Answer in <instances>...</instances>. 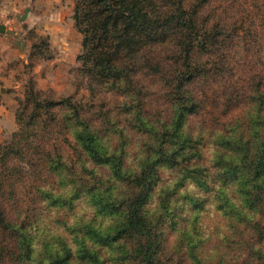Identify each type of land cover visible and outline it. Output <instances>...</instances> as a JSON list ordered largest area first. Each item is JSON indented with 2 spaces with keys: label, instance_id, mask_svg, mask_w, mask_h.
Returning a JSON list of instances; mask_svg holds the SVG:
<instances>
[{
  "label": "rangeland",
  "instance_id": "obj_1",
  "mask_svg": "<svg viewBox=\"0 0 264 264\" xmlns=\"http://www.w3.org/2000/svg\"><path fill=\"white\" fill-rule=\"evenodd\" d=\"M180 2L186 9L199 3ZM209 3L201 13L208 15L212 24L220 13L218 6H223L224 1ZM237 3L232 8L236 15L227 24L233 37L229 35L226 40L232 57L228 68H234L233 76L228 75L226 81L227 75L214 74L206 83L196 84L194 92L197 96L206 94V104L188 114L187 127L192 140L201 137L195 146L202 167H210L216 135L227 131L237 120L245 119L249 107L246 102L249 96H257L254 90L258 84L261 83L260 91L264 93V0H237ZM74 5V0H0V23L11 31L1 33L5 39L0 42V148L12 143L13 133L19 129L18 114L22 122L33 124L26 125L33 146L45 145L51 157L61 156L63 164L59 167L61 176H55L56 167L55 171H47L48 167L41 163L43 180H39V174L28 178L31 187L41 184L47 193L38 194L32 188L16 203L7 205L0 201L6 219L11 224L10 220L17 226L19 223L26 226L38 251L42 240L50 242L53 234L70 242L72 230L79 222L117 230L124 224L127 202L138 192L129 179L117 177L109 164L108 167L103 161L91 162L83 155L72 132L87 122L108 151L119 156L124 170L134 174L144 156L147 136L137 129V122L131 117L139 109L142 112L149 109L155 114L168 106L164 93L169 89L166 80L171 78H165L164 74H159L158 85H151L157 98H151L152 103H143L141 108L139 92L131 82H138V87L149 84L144 72L127 76L114 86L94 80L96 75L79 60L83 36L74 23ZM180 40V35H173L164 44L163 53H158L163 69L177 60ZM199 55L201 62L206 60L205 55ZM228 87H235L236 96L231 102L225 99ZM213 90L220 93L213 94ZM30 94L34 96L29 97ZM64 99L72 105L66 108L46 104ZM75 111L80 113L82 123L75 121ZM68 122L72 124L67 125ZM178 160L166 158L157 165L158 179L153 180L150 195L140 208L152 229L151 249L156 260L162 264H264L263 193L255 198L252 208H239L232 195L235 212L233 207L222 206L213 197L210 180L207 182L211 189H203L188 177L180 181L175 167ZM59 178L64 182H59ZM260 187L257 190L264 188ZM75 190L79 194L72 197ZM91 194L94 200H89ZM51 195L62 197L60 205L54 204ZM97 199L112 204V210L99 207ZM6 235L0 227V239ZM144 242L141 234L122 232L112 242L115 250L98 252V263L145 264L136 251ZM5 254L3 251L2 256Z\"/></svg>",
  "mask_w": 264,
  "mask_h": 264
},
{
  "label": "trees",
  "instance_id": "obj_2",
  "mask_svg": "<svg viewBox=\"0 0 264 264\" xmlns=\"http://www.w3.org/2000/svg\"><path fill=\"white\" fill-rule=\"evenodd\" d=\"M74 1V23L83 36V52L79 60L81 65L96 75L94 80L114 86L127 76L134 77L135 73L144 72L150 80L149 84L138 87V82H131L134 90L139 92L138 105L141 108L143 103L150 104L151 98H157L151 85H158L159 74H164L165 78H171L166 80L169 89L164 86L168 106L155 114H151L149 109L144 112L139 109L131 117L137 122V129L147 136L144 156L140 158L134 174L124 170L119 156L108 151L87 122L83 128L71 134L82 154L91 162L109 164L117 177L129 179L138 188L137 194L125 206V221L120 228H100L79 222L72 230L74 234L70 242L53 234L50 242L42 240L38 251L31 243L33 237H30L26 226L20 223L17 226L10 220L11 224L5 212L0 210V227L7 234L0 239V262L99 264V251L115 250L112 242L122 232H134L145 238L142 247L136 250L141 260L145 264H162L153 255L152 229L140 208L150 195L153 180L158 179L157 165L165 162L163 160L166 158L180 159L175 163L180 181L188 177L203 189L213 186V197L218 203L233 207L235 212L237 207L232 195L239 202V208H252V203L260 193H263L264 199V188L257 190L260 186L264 187V93L260 91L261 83L254 90L257 96L248 97L246 104L249 107L244 114L245 119H239L229 127L228 134L225 131L216 135L209 168L201 166L195 146L201 137L196 136L192 140L187 127L189 115L196 108L205 107L207 99L206 94H195V85L206 83L214 74L218 77L227 75V81L228 75L234 70L232 66L228 68L232 57L227 51L226 40L230 39L229 35L233 37L227 24L236 15L232 8L238 4L237 0H223L224 5L218 6L220 13L212 24L209 16L201 13L206 9L203 6L210 4V0H198L199 3L187 9L181 0L177 3L171 0ZM173 35L182 37L177 60L172 66L163 69L161 54L158 53H163L164 44ZM200 53L206 56L203 62L199 60ZM226 83L229 85L230 82ZM227 90L225 99L231 102L236 96L235 87H228ZM219 93V90H213V94ZM33 96L30 94L29 97ZM46 104H58L66 108L72 105L68 99L48 101ZM74 117L76 122L82 123L78 111H75ZM21 119L22 116L17 114L19 129L13 133L12 143L0 148V195L3 197L0 201L7 205L18 202L19 197L32 188L38 194L47 193L41 184L31 187L28 179L39 174V180H43L40 178L43 173L41 163L48 167L47 171H55L56 167V177L62 175L59 170L61 156L57 154L51 157L45 145L34 147L33 138L26 131V125L32 127L33 124L24 123ZM50 164L54 166L49 167ZM207 180L211 181L212 186ZM216 181L219 182L218 187ZM59 182H64L63 178H59ZM78 194L79 190H75L72 197ZM51 198L55 205H60L62 197L58 199L51 195ZM94 199V194H91L89 200ZM97 203L103 209L112 210V204L107 201L97 199ZM26 218L27 215H24L23 219ZM3 251H6L5 256H2Z\"/></svg>",
  "mask_w": 264,
  "mask_h": 264
},
{
  "label": "water",
  "instance_id": "obj_3",
  "mask_svg": "<svg viewBox=\"0 0 264 264\" xmlns=\"http://www.w3.org/2000/svg\"><path fill=\"white\" fill-rule=\"evenodd\" d=\"M5 31H7L8 33H11L10 30H7L4 24L0 23V33H4Z\"/></svg>",
  "mask_w": 264,
  "mask_h": 264
},
{
  "label": "crops",
  "instance_id": "obj_4",
  "mask_svg": "<svg viewBox=\"0 0 264 264\" xmlns=\"http://www.w3.org/2000/svg\"><path fill=\"white\" fill-rule=\"evenodd\" d=\"M3 39H5V38H4V36H2V34L0 33V42H3Z\"/></svg>",
  "mask_w": 264,
  "mask_h": 264
}]
</instances>
